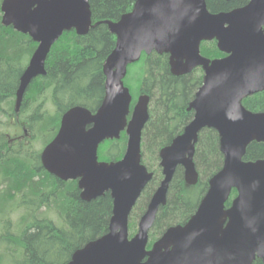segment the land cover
Returning a JSON list of instances; mask_svg holds the SVG:
<instances>
[{
    "label": "water",
    "instance_id": "water-1",
    "mask_svg": "<svg viewBox=\"0 0 264 264\" xmlns=\"http://www.w3.org/2000/svg\"><path fill=\"white\" fill-rule=\"evenodd\" d=\"M2 22L29 34L38 43L17 90L20 108L31 82L46 74V60L65 31L88 33L93 25L90 0H4ZM264 0L227 12L211 13L206 0H138L116 22L115 48L104 64L105 96L95 113L83 106L67 110L54 139L41 154L45 169L63 181L78 179L81 196L90 201L106 192L113 198L109 231L77 249L67 264H253L264 263V158L247 161L248 145L264 142V111H252L243 100L264 91ZM217 40L228 55L209 59L203 40ZM170 54L175 75L202 66L205 75L189 109L192 121L160 152L163 179L129 238V217L154 173L142 163V132L150 118V95L138 97L124 83L128 66L143 52ZM215 129L224 155L222 168L196 212L185 224L170 226L147 249L149 232L179 166L195 185L194 162L199 133ZM128 139L123 157L99 161V145ZM237 195L226 207L232 190Z\"/></svg>",
    "mask_w": 264,
    "mask_h": 264
},
{
    "label": "trees",
    "instance_id": "trees-1",
    "mask_svg": "<svg viewBox=\"0 0 264 264\" xmlns=\"http://www.w3.org/2000/svg\"><path fill=\"white\" fill-rule=\"evenodd\" d=\"M136 1L90 0L92 27L84 35L71 30L61 36L48 55L46 74L31 82L18 111L16 92L37 44L28 34L3 24L0 0V264H66L77 249L108 231L113 210L110 192L84 200L77 181H63L44 168L41 152L57 134L68 109L83 106L95 112L101 105L106 81L103 67L116 44L113 25L132 10ZM242 5L240 0H207L211 12ZM201 52L211 59L224 56L216 41L203 42ZM128 71L125 83L134 91L131 107L138 94L150 95L142 161L154 175L131 214L140 218L163 178L159 152L193 119L189 105L203 83L204 73L198 67L175 75L169 55L156 52L142 53ZM243 103L252 111H264V91ZM108 141L107 159L121 158L126 133ZM262 158L264 142H251L244 159ZM194 162L198 182L187 184L183 167L177 168L167 203L160 207L151 229L150 245L168 227L185 224L191 218L209 188L210 178L222 168L224 156L215 129L200 132ZM236 195L233 190L231 198ZM136 224L130 221L131 235L137 230ZM254 264L263 263L256 259Z\"/></svg>",
    "mask_w": 264,
    "mask_h": 264
},
{
    "label": "rangeland",
    "instance_id": "rangeland-1",
    "mask_svg": "<svg viewBox=\"0 0 264 264\" xmlns=\"http://www.w3.org/2000/svg\"><path fill=\"white\" fill-rule=\"evenodd\" d=\"M130 70V69H129ZM134 72H135V70H136V67L134 68V69H132ZM128 72H131V71H128ZM137 72H138V68H137ZM129 75V73L127 74V76ZM132 76H134V73L132 72ZM135 76L136 77H138L137 76V73H135ZM134 76V77H135ZM127 84V83H126ZM130 85V84H129ZM128 85V86H129ZM130 87V86H129ZM131 92H133L134 93V91H132V89H131ZM17 132H19L18 133V137H20V136H22L20 133H21V129H18V130H16ZM110 149V142L108 141V140H106V141H104L101 145H100V154H99V159L100 160H108L107 159V156H106V153H107V151ZM114 153H115V151H114ZM138 220H139V216L137 217V215L135 214V215H132L131 216V219H130V221H133V222H137V224H138ZM137 224H136V227H137Z\"/></svg>",
    "mask_w": 264,
    "mask_h": 264
},
{
    "label": "flooded vegetation",
    "instance_id": "flooded-vegetation-1",
    "mask_svg": "<svg viewBox=\"0 0 264 264\" xmlns=\"http://www.w3.org/2000/svg\"><path fill=\"white\" fill-rule=\"evenodd\" d=\"M240 1H243L244 2V5L247 4L250 0H240ZM239 7V6H238ZM236 8V7H235ZM234 9V8H232ZM232 9H229V10H232Z\"/></svg>",
    "mask_w": 264,
    "mask_h": 264
},
{
    "label": "bare ground",
    "instance_id": "bare-ground-1",
    "mask_svg": "<svg viewBox=\"0 0 264 264\" xmlns=\"http://www.w3.org/2000/svg\"><path fill=\"white\" fill-rule=\"evenodd\" d=\"M22 76V75H21ZM21 79V78H20Z\"/></svg>",
    "mask_w": 264,
    "mask_h": 264
}]
</instances>
